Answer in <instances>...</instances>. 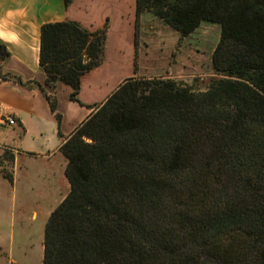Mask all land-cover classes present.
Instances as JSON below:
<instances>
[{"label":"trees","instance_id":"trees-1","mask_svg":"<svg viewBox=\"0 0 264 264\" xmlns=\"http://www.w3.org/2000/svg\"><path fill=\"white\" fill-rule=\"evenodd\" d=\"M146 13L182 39L220 24L218 77L205 91L130 78L93 106L60 148L71 190L46 224L43 264H264V0H136L137 32ZM108 31L43 25L47 89L2 72L0 42V79L41 90L61 122L57 86L79 102Z\"/></svg>","mask_w":264,"mask_h":264},{"label":"crops","instance_id":"crops-1","mask_svg":"<svg viewBox=\"0 0 264 264\" xmlns=\"http://www.w3.org/2000/svg\"><path fill=\"white\" fill-rule=\"evenodd\" d=\"M65 21L78 22L91 32L103 29L108 21L104 62L83 75L79 102L71 100L69 85L57 86L61 122L41 90L0 79L2 187L10 183L4 173L12 171L15 182L16 170L23 172L25 182L34 178L40 186H55L66 176L62 145L94 114L93 106L103 104L124 81L139 75L136 0H73L68 8L64 0H0V42L11 54L2 72L47 89V76L39 64L41 28ZM8 118L16 125L7 124Z\"/></svg>","mask_w":264,"mask_h":264},{"label":"rangeland","instance_id":"rangeland-1","mask_svg":"<svg viewBox=\"0 0 264 264\" xmlns=\"http://www.w3.org/2000/svg\"><path fill=\"white\" fill-rule=\"evenodd\" d=\"M137 33L139 78L173 79L205 91L218 77L212 57L221 39L220 24L203 22L182 39L146 13L139 19ZM5 173L12 175V171ZM38 183L34 178L25 182L23 172L16 170L15 182L0 186V264H43L46 224L71 188L66 176L55 186Z\"/></svg>","mask_w":264,"mask_h":264},{"label":"built area","instance_id":"built-area-1","mask_svg":"<svg viewBox=\"0 0 264 264\" xmlns=\"http://www.w3.org/2000/svg\"><path fill=\"white\" fill-rule=\"evenodd\" d=\"M6 123L11 125V126H15L16 125V121L13 118L6 119Z\"/></svg>","mask_w":264,"mask_h":264},{"label":"clouds","instance_id":"clouds-1","mask_svg":"<svg viewBox=\"0 0 264 264\" xmlns=\"http://www.w3.org/2000/svg\"><path fill=\"white\" fill-rule=\"evenodd\" d=\"M9 15H11V12H9Z\"/></svg>","mask_w":264,"mask_h":264}]
</instances>
